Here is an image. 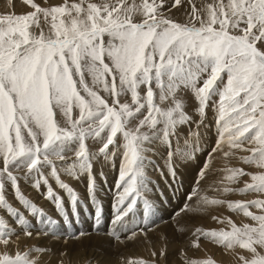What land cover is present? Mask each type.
<instances>
[{"label":"snow or ice","instance_id":"obj_1","mask_svg":"<svg viewBox=\"0 0 264 264\" xmlns=\"http://www.w3.org/2000/svg\"><path fill=\"white\" fill-rule=\"evenodd\" d=\"M23 3L31 10L0 15V208L24 235L32 237L33 223L8 203L6 189L37 225L45 226L37 229L38 235L53 234L61 222L69 228L67 239L84 245L90 233L71 231L78 222L79 197L61 176L87 179L96 204L93 228L98 229L102 209L94 194V168L101 162L114 166L118 157L113 228L108 235L123 243L119 229L127 239L136 238L137 228L130 229L126 218L142 201L147 226L153 210L144 195L150 183L148 153L157 151V144L165 149L167 172L161 169L160 175L169 187L178 183L176 158L191 159L201 151L200 129L207 127L211 106L217 138L187 199L195 198L194 212L202 211L201 205L226 204L252 223L237 226L229 219L227 231L197 227L192 246L198 248L201 238L228 249L238 246L248 253L237 254L240 264H264V198L225 201L201 194L198 187L212 171L213 154L220 152L227 159L240 150L248 153L240 160L257 171H221L229 184L243 176L250 182L240 188L210 189L264 195V0H203L200 7L189 0L190 11L183 20L170 15L182 0ZM188 93L196 102L191 110L184 102ZM182 131L184 147L173 149V138L178 141ZM22 178L34 180L32 187L43 191L59 220L22 194ZM50 180L66 193L67 204ZM190 207L186 204L182 211ZM139 233L146 235V229L139 228ZM15 234L0 219V243L7 246ZM33 251L43 254L50 249L3 252L0 264H39L30 258ZM59 255V264H65L64 258L71 264L67 250ZM151 256V261L129 259L128 264H158V258L167 256L166 244ZM185 264L216 262L186 259Z\"/></svg>","mask_w":264,"mask_h":264},{"label":"rangeland","instance_id":"obj_2","mask_svg":"<svg viewBox=\"0 0 264 264\" xmlns=\"http://www.w3.org/2000/svg\"><path fill=\"white\" fill-rule=\"evenodd\" d=\"M3 1H5L7 5L5 9L0 4V15L11 13L18 14L19 8V11L22 14L31 10L27 5L23 3V0H0V3ZM198 1L200 0H191V2L195 5ZM36 2L43 4V0H36ZM49 2L58 3L59 0H49ZM11 3L13 4V9L10 8L12 6ZM18 6H23L26 8H18ZM169 7H171V3L169 4ZM180 11H183L185 14L190 11L189 0H182L181 6H179L178 8H173L171 10L170 15L174 19L181 20V18L176 17V14ZM215 99L218 98L213 97V100ZM184 102L189 110H191L196 103L191 93H188L186 95ZM207 111L208 114L207 119L205 121L207 127H202L200 129L201 151L195 153L194 158L191 159L185 160L182 157L176 158V172L179 181L178 183H173L172 186L169 187L168 183L164 179H162L160 175L161 169L167 172V169L165 168V149L160 148L157 144L154 147H156L158 150L148 153L150 160L146 163V175L148 176L150 183L148 191L145 193V196H149L148 199L153 204V210L152 214L150 215L149 223L147 226L143 224V203H141L142 201H138V204L134 211L136 215L134 213H130L129 216L126 218L128 227L131 229L136 226L138 235L142 236L143 243L147 245H143L142 243L141 245H139L140 242L135 243L133 239H127L128 234L119 229L117 230L120 231L121 239L124 241L123 243L117 242L114 237L108 235V233L113 228L111 222L113 219V204L115 202L116 194L115 181L118 177L119 170V158L117 157L114 166L111 163L104 164L103 162H101L96 164L94 168V176L96 181L94 194L96 201H98L99 206L102 209V222L98 229L93 228L96 204L92 202L90 194L88 193L87 179L82 177L79 180H74L68 178L65 175L61 176L62 180L69 183L70 186L74 188L75 192L79 197V216L75 218L76 220H78V222H73L71 231H86L90 233V239L85 241L84 245L76 244L72 240L67 239L69 235V228L67 225L61 222L57 223L54 228L53 234L44 235L43 233H41L38 235L37 229H43L45 226L37 225L35 223V219L17 200L14 199L13 192L9 188L6 189V199L8 203L11 204L14 208L18 209L20 212L24 213L25 217L29 219L31 223H33V235L32 237L25 236L20 226L14 223L13 219L9 217L6 210L0 208V219H4L6 224L11 228L15 229L16 232L15 235L10 237V243L7 246H5L3 243H0V253L8 252L9 254H15L17 251L24 252L28 251L32 247H40L50 249V251L45 252L43 254L34 251L30 253V258H37L39 260V264H59V261L61 259L59 253L62 250H67L70 253L71 264H87L88 261H91V264H97V261H100L101 264H128L129 259L133 258L135 260L146 259L147 261H151L152 259H154L151 256V252H159L160 248L164 247L166 244L167 256L166 258H158V264H182L185 263L186 259L191 260L206 258L213 259L216 264H239V260L236 258V256L237 254H242L241 252H243L244 250L242 251L241 249H239L238 246V248L235 247V249H228L225 246H218L204 238H201L198 241L199 247L196 248L192 246V242L193 240H195V237L192 235V233L197 227L205 230L224 229L227 231L230 230V225H228L227 220L231 219L237 226H242V224L244 223H252L249 218L241 216L238 212H233L229 210L226 204L219 206L201 205L200 207L203 208V210L195 212L199 215L193 213L194 217L193 214H191L192 212H188V210L182 211V209H185L186 204H190L192 208L197 206L195 204V198H193L192 201L187 202V197L192 192V189L194 187H197L196 181L198 178V173L203 167L205 161L209 158L208 153L211 152V148L215 144V140L217 138L216 128L214 124L215 114L211 106L208 108ZM184 135L185 133L182 131L180 133V138L178 141L175 137L173 138V149L184 147ZM224 150H227L226 146ZM245 155H248V153L240 150H237L235 155L230 156L227 159H224L220 152L213 154V159L211 161L212 171L206 176L205 179L201 181L198 186L201 194H207L209 197H215L223 199L225 201H246L255 198H264V195L252 192L244 194H240L237 192L221 194L220 192L212 191L209 187L212 186L213 188H222L224 186H228L231 188H240L244 186V183L246 181L250 182L249 176H243L239 178L237 183L229 184L226 180H224L226 172L221 171L222 169L229 167L241 168L247 172L257 171V169H255L253 166L246 165L240 160V157ZM184 161L186 163H188L189 161L188 165H190V170L193 169V175H185ZM170 179L171 178H169V180ZM221 181H223V183H221ZM33 183L34 180L31 178H22L19 182V187L22 194L26 198L31 200L33 203H35L38 207H40L48 216L59 220L60 218L55 210L54 205L44 198L43 191H38L37 189L32 187ZM50 183L52 184L54 191H56L58 194L65 198V203L67 204L66 193H64L63 190L59 189L54 181L50 180ZM201 184H203V186ZM161 193H163V195H161ZM151 196L155 197L154 200H150ZM100 200L101 203L99 202ZM154 205H156L157 207ZM191 207L189 208V211L192 210ZM250 210L253 212H258V210L254 208ZM180 216H182V222L180 221L178 223V219ZM214 216L218 217L219 220H222L223 223L218 222L217 220H213L212 217ZM233 216L236 218V220ZM131 219H133V222L130 223ZM165 224H173L171 226L173 231L171 230V227H169L168 229L166 227V230L164 232L167 233L163 232L162 234H159V227L161 228V225L163 226ZM141 227H144L146 229V235L139 233V228ZM180 228L185 229L183 230L184 232L180 231ZM189 231L191 232L189 233ZM163 237H167V240L165 241ZM99 244L101 247H99ZM105 246L107 247V249ZM132 249L133 251H131ZM182 253L184 255H182ZM120 254L123 255L121 256ZM245 254L248 255L247 252H245ZM216 258H221V260L217 261L215 260ZM64 259L65 264H68V258Z\"/></svg>","mask_w":264,"mask_h":264},{"label":"bare ground","instance_id":"obj_3","mask_svg":"<svg viewBox=\"0 0 264 264\" xmlns=\"http://www.w3.org/2000/svg\"><path fill=\"white\" fill-rule=\"evenodd\" d=\"M19 2H20V1H19ZM19 2H17V3H19ZM14 3H15V2H14ZM17 3H16V4H17ZM202 3H203V0H200V1L197 2L196 6H197V7H200V6L202 5ZM0 4L3 6V8L6 9V5H7V3H6L5 1L1 2ZM11 4H12V3H11ZM16 4H15V5H16ZM23 5H24V4H23ZM14 7H17V6H14ZM19 7H21V6H18V8H19ZM22 7H23V6H22ZM22 7H21V8H22ZM10 8L13 9V4H12V6H11ZM23 8H26V7H23ZM3 10H4V9H3ZM15 10H16V9H15ZM17 10H18V9H17ZM19 10H20V8H19ZM19 10H18V12L21 13ZM22 10H23V9H22ZM24 11H25V10H24ZM26 11H27V9H26ZM19 13H18V14H19ZM21 14H22V13H21ZM185 15H186V14H185L183 11H180V12H178V13L176 14V17H177V18H181V20H183V19H185ZM190 162H191V160H190ZM184 163H185V175H186V176L193 175V174H194L193 169L190 170V165H188L189 161H188V163H186V162L184 161ZM191 171H192V172H191ZM192 173H193V174H192ZM201 185L203 186V184H201ZM148 188H149V185H148ZM150 189H151V187H150ZM147 191H148V190H147ZM147 194H149V193H147ZM144 195H145V193H144ZM88 197H89V195H88ZM148 197H149V196H148ZM148 197H147V198H148ZM154 198H155V197L151 196V197H150V200H154ZM87 199H88V198H87ZM97 200H98V199H97ZM99 202L101 203V200H100ZM187 202H189V201H187ZM141 203H142V202H141ZM194 203H195V202H194ZM154 204H155V203H154ZM181 204H182V203H181ZM195 204H196V203H195ZM90 205H91V204H90ZM154 206H156V205H154ZM193 206H194V204H193ZM156 207H157V206H156ZM191 208H192V207H191ZM226 209H227V208H226ZM254 209H255V208H254ZM167 210H168V209H167ZM187 210H188V212H192L191 214L194 213V214H196V215H199V214L195 213V212L192 211V210L189 211V208H188ZM154 212H155V211H154ZM154 212H153V213H154ZM134 214H135V213H134ZM158 214H159V213H158ZM158 214H157V215H158ZM161 214H162V213H161ZM191 214H190V215H191ZM194 214H193V217H194ZM239 214H240L241 216H243L241 213H239ZM132 215H133V214H132ZM135 215H136V214H135ZM159 215H160V214H159ZM164 215H165V214H164ZM188 215H189V214H188ZM223 215H225V214H223ZM203 216H204V215H203ZM230 216H231V215H230ZM234 216H235V215H234ZM234 216H233V217H234ZM134 217H135V216H134ZM183 217H184V216H183ZM231 217H232V216H231ZM152 218H153V217H152ZM181 218H182V216H180L179 219L177 218V219H178V223L181 221ZM234 218H235V217H234ZM160 219H161V218H160ZM207 219H208V218H207ZM131 220H132V221H131ZM131 220H130V223L133 222V219H131ZM235 220H236V218H235ZM243 220H244V218H243ZM207 221H208V220H207ZM240 221H241V220H240ZM160 222H161V221H160ZM166 222H167V221H166ZM181 222H182V221H181ZM251 222H252V221H251ZM168 223H169V222H168ZM172 225H173V224H172ZM172 225H167V224H165V225H163V226L161 225V228L159 227L158 233H159V234H162V233L166 230V229H165L166 227H167V229H168V228L171 227ZM183 228H184V225H183ZM189 228H190V227H189ZM152 229H153V228H152ZM180 229H181V228H180ZM171 230H172V227H171ZM184 230H185V229H184ZM96 231H97V230H96ZM172 231H173V230H172ZM187 231H188V229H187ZM191 231H192V230H191ZM191 231H189V233H190ZM168 232H169V231H168ZM182 232H184V231H182ZM164 233H167V232H164ZM169 234H170V233H169ZM65 239H66V238H65ZM60 241H61V240H60ZM133 241H134L135 243H139V242H140L139 245H141V243H142L143 245H147V244H144V243H143V241H142V236H141V235H137V237L134 238ZM134 242H133V243H134ZM159 244H160V243H159ZM97 245H98V243H97ZM125 245H126V244H125ZM156 245H157V244H156ZM99 247H101L100 244H99ZM102 247H103V246H102ZM105 247H106V246H105ZM140 247H141V246H140ZM170 247H171V246H170ZM237 248H238V247H237ZM106 249H107V247H106ZM158 249H159V248H158ZM211 249H212V248H211ZM234 249H235V248H234ZM123 250H125V249H123ZM146 250H147V249H146ZM105 251H106V250H105ZM131 251H133V249H132ZM140 251H141V250H140ZM147 251H148V250H147ZM242 251H243V250H242ZM116 252H117V251H116ZM127 252H128V250H127ZM134 252H135V251H134ZM240 252H241V251H240ZM243 252H244V251H243ZM243 252H241V253L243 254ZM106 253H107V252H106ZM131 253H132V252H131ZM135 254H136V253H135ZM142 254H143V253H142ZM230 254H231V253H230ZM120 255H121V254H120ZM122 255H123V254H122ZM122 255H121V256H122ZM136 255H137V254H136ZM244 255H247V254H245V252H244ZM102 256H103V255H102ZM124 256H125V255H124ZM198 256H199V255H198ZM226 257H227V256H226ZM93 258H94V257H93ZM132 258H133V257H132ZM195 258H196V257H195ZM236 258H237V256H236ZM133 259H134V258H133ZM133 259H132V260H133ZM177 259H178V258H177ZM237 259H238V258H237ZM118 260H119V259H118ZM134 260H135V259H134ZM145 260H146V259H145ZM215 260L219 261V260H221V258H216ZM225 261H226V260H225ZM230 261H231V259H230ZM232 261H234V260H232ZM177 263H179V262H177ZM181 263H182V261H181ZM219 263H220V262H219ZM179 264H180V263H179ZM182 264H185V263H182ZM230 264H231V263H230ZM236 264H238V263H236ZM239 264H240V261H239Z\"/></svg>","mask_w":264,"mask_h":264}]
</instances>
